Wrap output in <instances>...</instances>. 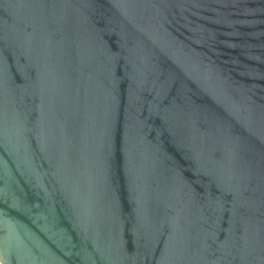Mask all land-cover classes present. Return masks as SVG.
<instances>
[{"label": "water", "instance_id": "95a60500", "mask_svg": "<svg viewBox=\"0 0 264 264\" xmlns=\"http://www.w3.org/2000/svg\"><path fill=\"white\" fill-rule=\"evenodd\" d=\"M0 264H264V0H0Z\"/></svg>", "mask_w": 264, "mask_h": 264}]
</instances>
